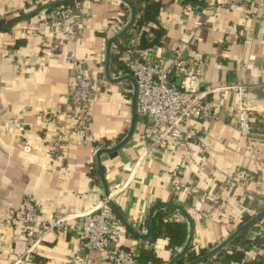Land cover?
I'll list each match as a JSON object with an SVG mask.
<instances>
[{"label": "crops", "instance_id": "1", "mask_svg": "<svg viewBox=\"0 0 264 264\" xmlns=\"http://www.w3.org/2000/svg\"><path fill=\"white\" fill-rule=\"evenodd\" d=\"M51 1L0 0V18L10 19ZM154 1L163 4L156 22L135 32L131 27L125 34L137 40L141 30L151 34L152 27H161L160 45L153 47L158 54L183 40L192 56L208 60L202 80L218 88L207 94L217 117L200 124L206 130L202 151L198 143H192L187 151L165 146L145 152L143 126L136 120L130 140L113 155L101 154L100 161L113 202L136 230L146 231L154 205L179 204L193 221L191 248L199 252L224 240L241 224L245 212L255 214L264 208V106L257 105L263 111L254 113L253 134L247 136L237 124V95L225 89L231 74L233 84L245 85L254 103L264 99V0ZM77 7L83 28L74 38L53 31L45 12L0 32V264H109L102 252L81 250L78 220L72 218L104 203L94 154L99 148L114 146L127 133L132 83L106 80L91 103L88 135L67 133L57 154L48 149L54 133L70 127L65 106L78 71L103 72L107 40L117 26L122 29L127 24L131 11L119 0H82ZM125 34L119 38L122 50L127 46L122 39ZM119 57L111 52L112 77L127 72V64ZM58 107L63 108L61 113L56 112ZM51 113L55 115L44 121L42 115ZM231 178L234 185L224 189ZM177 183L185 191H174ZM203 193L207 198L201 203L198 198ZM25 197L37 204V223L62 214L69 218L70 232L64 236L47 232L30 250L15 218ZM216 198L218 204L213 206ZM105 208L115 216L108 204ZM156 215L187 225L183 215L170 207L156 209L152 219ZM244 236L257 240L249 264H264L260 262L264 216ZM117 241L125 248L138 249V264H167L184 244L169 247L162 237L141 240L121 223ZM144 253L153 254L157 261L142 262ZM76 255L81 259H74Z\"/></svg>", "mask_w": 264, "mask_h": 264}, {"label": "built area", "instance_id": "2", "mask_svg": "<svg viewBox=\"0 0 264 264\" xmlns=\"http://www.w3.org/2000/svg\"><path fill=\"white\" fill-rule=\"evenodd\" d=\"M77 2L74 1L68 6L61 5L46 12L47 25L53 31L61 30L67 37L74 38L83 28L77 12ZM119 30L121 28L117 26V32ZM121 44L120 39L112 43L111 52L120 56V60L127 64L125 74H129L135 80L136 120L143 126L141 139L145 152H152L165 146L187 151L189 144L192 143H198L200 150L203 149L202 137L206 130L200 124L217 117L207 94L218 88L204 85L202 80L209 66L208 60L192 56L189 44L183 40H179L163 54H158L153 47H140L138 37L123 50ZM202 83L204 88L201 90ZM105 84L106 79L102 71L96 74L78 71L67 93L65 106V112L71 116L70 127L54 133L48 153L55 155L62 149L64 141L62 136L67 133L88 135L91 125V103ZM225 89L236 93V118L239 130L251 136L252 118L254 113L260 112L259 109L262 108L257 105L264 106V99L257 100L258 104L254 103L248 88L243 84H229ZM62 109L58 107L56 112L61 113ZM54 115L55 113L43 114L42 118L47 121ZM233 183L235 181L231 178L223 188L227 190L234 185ZM172 189L185 191L181 183L174 184ZM206 198V194L203 193L198 200L203 203ZM217 204L216 198L213 200V206ZM102 206L72 218L78 220L76 222L81 250L102 252L109 264H138V249L125 248L117 241L120 222L105 208L106 199ZM21 208L22 211L17 216L15 214V218L22 225L24 238L29 243L30 250L37 247L40 238L47 232L55 236H64L71 230L69 218L62 214L37 223L38 207L30 197L22 200ZM10 213L13 211L10 210ZM74 259L81 258L76 255Z\"/></svg>", "mask_w": 264, "mask_h": 264}, {"label": "water", "instance_id": "3", "mask_svg": "<svg viewBox=\"0 0 264 264\" xmlns=\"http://www.w3.org/2000/svg\"><path fill=\"white\" fill-rule=\"evenodd\" d=\"M74 1H82V0H54L51 2H47L45 4H41L31 11L24 12L23 14L15 16L14 18L8 20L7 22L1 24L0 25V32H4V31L12 28L15 24H17L23 20H26V19H28V18H30V17H32V16H34V15H36L42 11H45L49 8H52V7H55L58 5L69 4V3H72ZM119 1L123 2L124 4H126L129 7L131 14H130V18H129L127 24L121 30H119L117 33L112 35L107 40L103 72H104L105 79L109 82L118 83V82L123 81V80H129L132 83V86H133L132 98H131L132 112H131L129 128H128V131L125 134V136L114 146L103 147V148H99L96 150V152L94 154L95 155L96 174H97V176H98V178H99V180L103 186L104 198L106 199V202L110 206L111 210L114 212L118 221L127 230H129L131 233H133L135 236H137L141 240H148V239H150V237L152 235L151 221H152L154 211L156 209H158L160 207H170V208L178 210L183 215V217L186 220L187 226H188V233H187V238H186L181 250L178 253H176L167 263V264H174L180 258H182L183 256H185L187 254V252L191 249V245H192L194 225H193V221H192L189 213L187 212V210L184 207L180 206L179 204H175V203L156 204L151 208V210L147 216V220H146V224H145L146 231L144 233L139 232L126 220V218L122 215V213L118 210L117 206L113 202V200L110 196V191L108 189V186H107V183L105 180V169H104V166H102L101 161H100L101 154L112 153V152L118 150L119 148H121L123 145H125L130 140V138L134 132L135 123H136V83H135L134 78L132 76H130L129 74H123V75L118 76V77H112L110 74V70H109V64H110V58H111V45H112V43H114L116 40H118L123 34H125L133 26L135 14H136L135 8L129 0H119ZM232 79H233L232 75L229 74L230 84H233ZM263 216H264V208L259 210L258 212H256L253 216H251L250 218H248L244 222H242L224 240H222L221 242L216 244L214 247L209 249L206 253L195 258L194 260H191L187 264H200V263L204 262L205 260L213 257L218 251L227 247V245L236 236H238L240 233L247 230L253 224L257 223Z\"/></svg>", "mask_w": 264, "mask_h": 264}, {"label": "trees", "instance_id": "4", "mask_svg": "<svg viewBox=\"0 0 264 264\" xmlns=\"http://www.w3.org/2000/svg\"><path fill=\"white\" fill-rule=\"evenodd\" d=\"M195 1V0H192ZM135 7V19L134 24L132 26V30L135 32L136 28H142V25L149 23V22H156V16L160 12L163 4L154 0H139L136 3H133ZM36 5V4H35ZM69 4H63L62 6H68ZM123 5V4H122ZM61 5L49 8L42 12H48L52 9L59 7ZM30 11V10H29ZM27 11V12H29ZM23 11H20V14H23ZM12 19V18H10ZM10 19L0 18V25L7 22ZM151 34L148 33L146 30H141L138 36V44L140 47H147L152 48L160 45V40L163 35V30L161 27H152L150 30ZM122 39H126V43L130 46L133 41V35L125 34ZM120 70V69H119ZM125 95L129 96V90L125 91ZM113 155V153H111ZM253 213L245 212L241 223L253 216ZM151 230L152 235L151 239L154 240L157 237H162L167 239L169 247H176L181 246L186 238H187V225L182 222L178 221H168L163 220L161 216H155L152 219L151 223ZM257 240L250 241L245 238L244 232L240 233L236 236L228 245L227 247L223 248L222 250L218 251L213 258L210 260H205L201 264H211L210 261H214V264H249L250 258L249 253L252 250V246L254 242ZM209 249H201L199 252H196L193 248H191L185 256L180 258L176 264H187L191 260L201 256L202 254L206 253ZM140 260L142 262L152 260L157 261V258L151 253H144L141 255ZM259 261V260H256ZM264 261V257L260 258V262Z\"/></svg>", "mask_w": 264, "mask_h": 264}, {"label": "rangeland", "instance_id": "5", "mask_svg": "<svg viewBox=\"0 0 264 264\" xmlns=\"http://www.w3.org/2000/svg\"><path fill=\"white\" fill-rule=\"evenodd\" d=\"M40 4H37L36 6H39ZM19 15V14H18ZM12 18H14V17H12Z\"/></svg>", "mask_w": 264, "mask_h": 264}]
</instances>
